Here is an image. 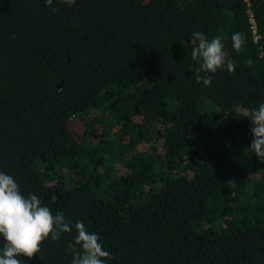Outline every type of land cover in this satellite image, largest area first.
Returning a JSON list of instances; mask_svg holds the SVG:
<instances>
[{
    "label": "trees",
    "instance_id": "1",
    "mask_svg": "<svg viewBox=\"0 0 264 264\" xmlns=\"http://www.w3.org/2000/svg\"><path fill=\"white\" fill-rule=\"evenodd\" d=\"M194 32L235 71L197 83ZM261 103L264 0H0V172L98 234L106 264H264ZM76 235L20 259L71 264Z\"/></svg>",
    "mask_w": 264,
    "mask_h": 264
},
{
    "label": "clouds",
    "instance_id": "2",
    "mask_svg": "<svg viewBox=\"0 0 264 264\" xmlns=\"http://www.w3.org/2000/svg\"><path fill=\"white\" fill-rule=\"evenodd\" d=\"M51 7L54 0H44ZM61 4L72 6L76 0H58ZM54 13L59 8L52 9ZM195 46L191 58L197 63L195 80L204 86L212 83V74L224 69L234 72L236 64L226 61L225 45L221 37L208 39L202 32L193 34ZM232 47L239 54L246 45L243 33L235 32L231 36ZM252 64L251 59L247 61ZM251 122L250 132L253 139L250 148L264 162V103L258 109H250L245 113ZM75 228L77 235L68 244V252L72 255L71 264H106L113 259L110 252L100 243L96 233H90L83 221L73 222L60 212L55 215L47 206H43L35 194L25 196L19 184L8 174L0 172V264H24L20 257L32 259L41 252L42 244L49 238L52 241L61 239L63 233H70Z\"/></svg>",
    "mask_w": 264,
    "mask_h": 264
}]
</instances>
